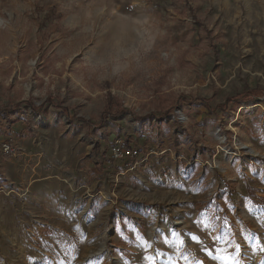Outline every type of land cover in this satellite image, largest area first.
Segmentation results:
<instances>
[{
    "label": "rangeland",
    "instance_id": "374dc122",
    "mask_svg": "<svg viewBox=\"0 0 264 264\" xmlns=\"http://www.w3.org/2000/svg\"><path fill=\"white\" fill-rule=\"evenodd\" d=\"M257 88L264 0H0V107L81 119L0 117V264H262Z\"/></svg>",
    "mask_w": 264,
    "mask_h": 264
},
{
    "label": "trees",
    "instance_id": "16d2710c",
    "mask_svg": "<svg viewBox=\"0 0 264 264\" xmlns=\"http://www.w3.org/2000/svg\"><path fill=\"white\" fill-rule=\"evenodd\" d=\"M264 93V89H262V88H257V89H255V90H251V91H249L248 93H246L244 96H246V100L248 99V98H253V97H255V98H257L258 96H260L261 94H263ZM186 98V97H185ZM240 98V97H239ZM237 98L236 97H232V98H228L227 99V102H226V104H224V105H217L215 108H213L211 105H208L209 106V108H210V110H215V109H218V108H223V109H226L227 107V103H230V102H232V101H234V100H236ZM242 98H240V100H241ZM198 101H200V99L198 100ZM48 102H50L51 103V105L55 108V109H57V110H59V111H61L63 114H65L68 118H69V120H70V122H72V123H75L76 121H78V120H81L79 117H73V116H70V114H69V111H68V108H66V107H64V106H62V105H60L59 103H57V102H55V101H53V99L51 98V97H48L47 99H46V101L45 102H43V103H41L40 105H35L32 101H30V100H25V101H20V102H18L17 104H15L14 106L13 105H9V106H1L0 107V117L1 116H4L5 118H8L9 117V114L12 112V111H15L16 109H18V108H20L21 107V105H23V104H27V105H29L33 110H38V111H40V110H43V109H45V106L47 105V103ZM113 104V102H112V100L111 99H108V102H107V105H106V108H105V116H107V115H110L111 113V105ZM125 111V109H120V112H124ZM82 120H85V119H82ZM139 120H144V121H146V119H145V117H139ZM95 145H96V143H95ZM94 150H97V147H94Z\"/></svg>",
    "mask_w": 264,
    "mask_h": 264
},
{
    "label": "snow or ice",
    "instance_id": "6c2138e0",
    "mask_svg": "<svg viewBox=\"0 0 264 264\" xmlns=\"http://www.w3.org/2000/svg\"><path fill=\"white\" fill-rule=\"evenodd\" d=\"M217 239H223V237H218ZM256 246H259V242H257ZM234 248H235V255H233L232 253H228L227 250L225 249L223 250L224 254L212 258L223 261V264H241V260L239 258L240 245L236 244L234 245ZM209 256H211L210 252H209ZM146 259L150 262V264H155V260L151 255L146 257ZM262 264H264V262H262Z\"/></svg>",
    "mask_w": 264,
    "mask_h": 264
},
{
    "label": "built area",
    "instance_id": "2783aa9c",
    "mask_svg": "<svg viewBox=\"0 0 264 264\" xmlns=\"http://www.w3.org/2000/svg\"><path fill=\"white\" fill-rule=\"evenodd\" d=\"M115 152H116L117 156L123 154V151H121V148H120V147L116 148V149H115ZM127 152H130V151L128 150Z\"/></svg>",
    "mask_w": 264,
    "mask_h": 264
}]
</instances>
